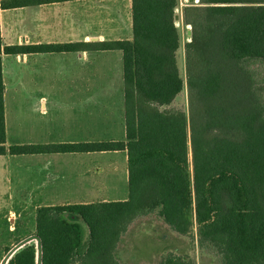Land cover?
<instances>
[{
  "label": "trees",
  "instance_id": "trees-1",
  "mask_svg": "<svg viewBox=\"0 0 264 264\" xmlns=\"http://www.w3.org/2000/svg\"><path fill=\"white\" fill-rule=\"evenodd\" d=\"M55 1L65 0H3L0 10ZM132 2L133 41L86 44L126 51L124 140L7 147L0 59V155L113 150L128 155V199L37 209L42 264H121L116 250L122 235L138 217L156 210L182 235L196 226L199 246H211L223 264H264V79L259 82L254 68L264 66V0H199L183 7L192 29L185 44L186 81L176 55L180 0ZM75 48L13 45L5 51ZM185 85L188 109L168 108ZM75 215L80 221L71 218ZM13 248L6 246V253ZM37 257L36 243L26 242L6 264H37ZM158 264L196 263L169 252Z\"/></svg>",
  "mask_w": 264,
  "mask_h": 264
},
{
  "label": "crops",
  "instance_id": "crops-1",
  "mask_svg": "<svg viewBox=\"0 0 264 264\" xmlns=\"http://www.w3.org/2000/svg\"><path fill=\"white\" fill-rule=\"evenodd\" d=\"M0 32L7 131L6 101L10 87H15L18 101L35 103L31 113H20L23 117L30 114L34 131L48 134L56 126L64 133L66 128L76 132L72 139L65 136L56 141L43 138L37 144L126 138V51L90 49L86 44L133 41L132 0H65L1 8ZM69 43H74L76 48L69 51H5L7 46L13 45ZM63 118L66 121L62 123ZM56 121L57 124L52 125ZM89 128L94 130L93 140L80 136L87 135ZM100 133L105 136L100 137ZM13 156L33 160L31 171L24 167L20 173L22 181L17 189L38 199L36 212L41 206L129 198L126 150ZM10 224L12 231L17 229L16 219L10 220Z\"/></svg>",
  "mask_w": 264,
  "mask_h": 264
},
{
  "label": "rangeland",
  "instance_id": "rangeland-1",
  "mask_svg": "<svg viewBox=\"0 0 264 264\" xmlns=\"http://www.w3.org/2000/svg\"><path fill=\"white\" fill-rule=\"evenodd\" d=\"M188 0H180L176 8V25L180 33V47L176 50L177 61L180 74L186 81V61H185V44L190 40V25H187L183 19V7ZM258 73V80L264 79V66L257 65L254 67ZM35 103L18 101L15 95V87H10L8 99L6 101V114L8 122L7 146L14 143H38L43 138L59 140L62 136L72 139L75 136L74 129L55 127L48 131V134H41L33 130V118L25 115L20 116L21 111L34 109ZM168 108L188 109V91L187 86L177 95L173 103ZM66 121L63 118L62 123ZM22 123V124H20ZM59 123V122H58ZM89 128V133L80 136H88L93 140L94 130ZM44 136V137H43ZM105 136L100 133V137ZM28 159V160H27ZM31 171L33 168L32 158H20L7 152V155L0 156V264H6L8 254L6 246L13 245L18 238L26 237L30 239L36 231V207L39 204L37 198H33L29 192L18 191L17 185L22 181L23 168ZM80 221L78 216L71 217ZM16 219L17 229L12 231L10 220ZM23 240V241H24ZM88 240V231L86 241ZM27 242H34L38 247L37 264L41 259V250L38 239L32 238ZM169 252L183 255L191 258L196 264H223L221 257L211 246L200 247L197 238V227L189 235H182L174 231L164 218L160 215L159 210L138 217L125 232L116 250V256L121 264H158ZM13 255V254H12ZM11 255V256H12ZM10 256V257H11ZM9 257V258H10Z\"/></svg>",
  "mask_w": 264,
  "mask_h": 264
},
{
  "label": "water",
  "instance_id": "water-1",
  "mask_svg": "<svg viewBox=\"0 0 264 264\" xmlns=\"http://www.w3.org/2000/svg\"><path fill=\"white\" fill-rule=\"evenodd\" d=\"M199 0H188V2L190 3V4H193V3H195V2H198ZM179 18V15H176L175 16V19H178ZM191 27V26H190ZM191 33H192V29H190L189 30V34L191 35ZM32 238H35V239H38V241H39V246H40V250H41V243H40V239H39V237L38 236H33ZM32 238H30V239H32ZM30 239H27V240H24V241H22L19 245H17L16 247H14L10 252H9V254H8V259H9V257L19 248V247H21L23 244H25L27 241H29ZM42 253V252H41ZM41 257V256H40ZM39 264H42V261H41V259H40V262H39Z\"/></svg>",
  "mask_w": 264,
  "mask_h": 264
}]
</instances>
